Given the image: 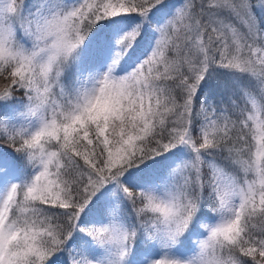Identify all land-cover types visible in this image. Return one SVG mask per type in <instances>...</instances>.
<instances>
[{"label": "snow or ice", "instance_id": "snow-or-ice-1", "mask_svg": "<svg viewBox=\"0 0 264 264\" xmlns=\"http://www.w3.org/2000/svg\"><path fill=\"white\" fill-rule=\"evenodd\" d=\"M0 264H264V0H0Z\"/></svg>", "mask_w": 264, "mask_h": 264}]
</instances>
